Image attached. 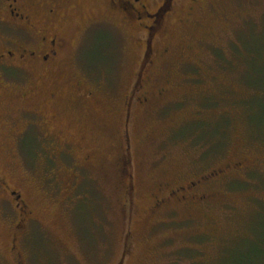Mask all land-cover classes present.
I'll return each instance as SVG.
<instances>
[{
	"label": "rangeland",
	"instance_id": "374dc122",
	"mask_svg": "<svg viewBox=\"0 0 264 264\" xmlns=\"http://www.w3.org/2000/svg\"><path fill=\"white\" fill-rule=\"evenodd\" d=\"M197 2L176 0L154 42L168 49L151 69L148 105L132 110L128 149L121 103L141 31L104 1L59 6L71 44L87 42L59 76L31 85L46 96L34 108H56L72 129L58 136L45 122L59 144L32 127L16 142V108L0 105V172L34 213L13 240L17 213L0 196V264H264V0ZM95 84L94 98L77 94ZM190 181V198L152 210Z\"/></svg>",
	"mask_w": 264,
	"mask_h": 264
},
{
	"label": "flooded vegetation",
	"instance_id": "af4514ba",
	"mask_svg": "<svg viewBox=\"0 0 264 264\" xmlns=\"http://www.w3.org/2000/svg\"><path fill=\"white\" fill-rule=\"evenodd\" d=\"M85 0H0V105L12 106L16 109L9 116V131L15 141H21L29 134V130L34 138L46 139L50 146L57 141L55 135L50 136L44 128L45 122L56 128V135L62 136L64 130L70 132L72 124L57 122L58 110L50 107L45 111L37 110L34 105L43 95V90L31 83L37 79L40 82L48 83L49 80L59 76L64 64L72 59H76L77 51L86 44L85 36L77 45H72L68 40V32L59 17L60 5L79 4ZM104 1L105 6L115 15H119L129 25L141 31L143 51L140 55L139 63L133 78V85L127 92V98L123 99V135L126 142V149L129 146V123L134 107L138 110L147 106L151 93L146 91L149 87L151 69L154 66L155 58L161 53L167 52L166 48L158 51L154 48V42L162 39L165 35L169 15H171L176 0H96ZM198 0H190L191 4H196ZM154 2L156 8L152 11ZM85 39V41H84ZM83 52V51H82ZM71 55V56H70ZM82 55V53H81ZM83 78H87L82 74ZM103 89L101 85L89 90L77 89V94L94 98L96 90ZM48 103L56 100V91L49 88L47 92ZM159 95L163 92L157 91ZM50 110V111H49ZM16 115V116H15ZM13 116L16 119H13ZM20 121L16 123V120ZM45 121H43V120ZM19 127V128H18ZM32 127V128H30ZM41 130V131H40ZM52 139V140H50ZM85 158L84 163H93ZM242 161L233 163L234 167H239ZM222 170V169H221ZM216 174L219 171L215 172ZM214 174V173H213ZM201 180L198 184H201ZM203 182H207L205 179ZM197 183L190 181L187 185L179 184L165 196L156 197L153 201L152 210L157 211L168 207L173 197H180L181 201H186L189 195V188L197 186ZM0 196H6L12 201V207L17 213L18 223L13 226V240L21 235L32 220L34 213L31 209V201L24 191L16 187L13 188L0 172ZM3 198L1 199H5ZM207 196H205L206 198ZM171 202V201H170Z\"/></svg>",
	"mask_w": 264,
	"mask_h": 264
}]
</instances>
